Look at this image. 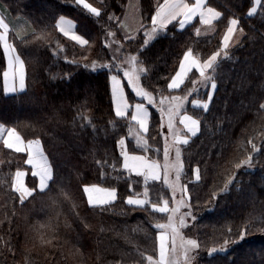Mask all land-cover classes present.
Here are the masks:
<instances>
[{"label": "trees", "instance_id": "16d2710c", "mask_svg": "<svg viewBox=\"0 0 264 264\" xmlns=\"http://www.w3.org/2000/svg\"><path fill=\"white\" fill-rule=\"evenodd\" d=\"M89 1L103 10L98 19L71 0H0V10L11 19L18 18L14 22L16 29L26 27L22 21H26L29 32L31 28L40 29L47 25L53 39L52 47H56V40L65 46L62 52L53 54L47 46L24 44L10 33L9 39L16 43L25 61L29 88L23 95L8 97L2 92L5 58L0 46V123L16 127L25 140L39 137L44 151L50 159L56 158L59 165L56 169L59 175L51 191L42 195L37 193L21 206L16 199L10 198L12 176L20 168L27 170L25 182L29 187L35 186L36 179L29 173L24 153L0 144V220L4 221L0 224V239L9 238V224L5 217L10 216L15 248L12 255L0 244V264H24V249L31 247L25 243L24 233L32 235L31 226L45 222L51 214L50 196L64 201L59 223L61 242L67 241L63 243L64 252L67 253L73 245L81 248L84 264H116L117 261L120 264H144L146 258L143 253L157 256L154 224L165 221L166 214L151 210L150 205L139 208L127 204L128 195L143 191V177L131 173V178H128L126 170L120 167L122 157L116 141L125 136L129 151L161 162L163 130L159 113L150 107L148 150L144 152L136 146L135 139L126 135L127 118L115 116L107 70L93 71L83 67L82 63H71L72 59L80 60L85 54L88 62L111 59L104 44L109 30L116 33L117 40L124 43L126 51L132 52L143 43V34L139 33L137 39L129 43L119 32L117 21L122 17L127 0ZM156 2L139 0V14L150 20ZM208 2L223 13L214 22V31L208 29L197 36L195 24L184 30L170 25L166 35L162 34L141 52V58L149 68L147 76L142 77V83L157 97L184 95L187 89L192 88L191 80L199 76L195 70L189 73L190 79L186 78L180 89L173 91L167 88L183 52L192 47L201 60L207 59L220 48V35L229 18L236 16L239 19V27L244 31L238 43L228 49L230 58L220 59L216 77L218 87L209 109L205 111L194 106L192 100H206L210 85L203 87L198 84V91L190 95L186 104V111L201 120V131L190 139L188 145H181L184 169L180 182L187 185L192 213L197 216L195 226L188 231H192L201 244L202 264H264V111L259 108L264 103V13L258 10L252 16L247 15L250 0ZM109 13H115L112 20H109ZM61 14L77 22L76 31L89 40L90 51L82 49L53 27L55 18ZM65 55L68 60L64 59ZM127 95L132 96L130 92ZM78 112L92 118L95 131L91 125L84 126L87 121L81 120ZM110 120H116V130L109 124ZM249 138L260 146V151L253 154L251 167L233 169L232 165H222L223 158L238 162L246 155V151L239 147L241 144L247 151H252L251 145L247 144ZM218 159L222 166H214ZM96 160L107 161V165H97ZM114 160L115 170L111 167ZM197 165L201 170L199 181L193 172ZM233 170L237 175L228 193L218 194L213 199L212 193L224 186ZM101 172L105 175L102 176ZM83 184L116 187L117 200L109 207L91 208L86 203ZM148 187L152 202L160 203L161 196L170 199L169 188L162 179L150 180ZM61 189L71 199L65 200L60 194ZM72 203L78 205L76 211L82 219L72 214ZM85 224L89 227L86 228ZM242 226L247 233L243 240L231 244L223 253L208 255L207 249L222 244L225 238L236 241ZM44 252L45 249L39 247L33 250L31 258L34 264H63L59 250L54 258H46ZM67 264H74L71 257Z\"/></svg>", "mask_w": 264, "mask_h": 264}, {"label": "snow or ice", "instance_id": "6c2138e0", "mask_svg": "<svg viewBox=\"0 0 264 264\" xmlns=\"http://www.w3.org/2000/svg\"><path fill=\"white\" fill-rule=\"evenodd\" d=\"M67 2V0H62ZM71 3L77 7H82L85 12L95 18H99L102 9L94 6L89 0H71ZM251 6L247 9V15L252 16L259 11L264 13V0H250ZM139 7H137V15L133 17L134 24H129L126 20H119L120 27L124 30V41L131 43L137 39L139 33L143 34V43L134 51H126L123 48L121 41L113 40L116 33L109 30L104 40V44L112 50V57L109 60L92 59L88 62V56L85 54L80 60L72 59V64H83V67L89 68L93 71L98 69L107 70V79L110 86V99L114 107L115 116L120 119L127 118L128 132L127 136L134 137L136 146L141 148L144 152L148 150V129L150 120L149 105L154 106L160 113L161 124L160 128L163 130L165 124V117L167 123V133H162L165 136L163 148V163L159 160L141 155L136 151H129L125 136H120L116 141L119 148V155L123 159L120 167L126 170L128 178H131V173H136L143 177L144 188L141 193H135L126 197V202L130 206L144 208L150 205L151 210L166 214L167 219L163 222L156 221L154 228L156 231V238L158 240V256L148 255L143 253L148 264H192V253L201 247L197 238L193 236H186L185 230L194 227V222L197 221V216L192 213L191 195L188 192L187 185H179L180 198L177 199V186L180 181V176L184 169L182 160L181 145H188L190 139L195 137L201 131V120L196 116L188 114L184 104L188 100L189 95L198 91L197 85L205 87L210 85V90L207 92L206 100L194 99L192 104L200 107L203 110H208L210 102L213 99V94L218 87L217 75L220 68V59L230 58L228 51L229 43L233 39L234 33H243V28L239 27V19L236 16L230 17L227 28L222 37L221 48L212 52L207 59L201 60L193 51L192 47H188L183 52L182 58L179 60V66L175 74L168 80L167 88L170 90L180 89L185 84L186 78H189V73L195 69L199 76L191 80L192 88L187 89L183 96H164L161 95L159 100L153 91H149L148 87L142 83V77H146L149 68L146 66L144 60L141 58V52L149 47L162 34L166 35L170 25L184 30L189 26L194 19L198 18L200 25L205 26V30L212 29L214 31V22L222 17L223 13L216 7L212 6L208 0H157L155 4V11L151 12L150 20L144 15H139ZM109 20L115 17V13H109ZM127 17V13H125ZM173 22H176L174 24ZM65 37L78 43L82 49H90V42L84 35L76 31L77 22L69 17L61 14L55 18L54 26ZM10 25L6 22V17L0 13V46L3 49V57L6 64L2 70L3 87L2 92L5 97L10 95L19 96L28 91L29 84L26 80L25 61L17 49L16 43L9 39ZM195 33L197 36L201 33V28L196 27ZM15 35L24 43H36L42 46L51 48L53 54H59L64 50V45L60 44L58 40L55 41L56 47H52L53 39L51 33L47 31V25L43 28H31L30 32L23 28L17 29ZM29 36L31 39L29 40ZM113 44L116 46L113 48ZM221 49L223 57H221ZM68 60V56H64ZM127 87L135 94V97L141 98L146 103L137 102L134 105L129 103L128 95L125 87ZM158 91H162L158 89ZM261 111H264V103L259 106ZM131 111V116L128 117V112ZM179 121L183 125L187 134H180V130L175 127V121L178 114ZM77 116L81 120H86L87 125H91L95 131L96 126L92 124V118L84 116L83 113L78 112ZM113 130H116V120H110ZM73 126H75V118H73ZM171 136V140L168 137ZM264 138V137H262ZM0 140L8 149H14L17 153H27V164L32 166V176L36 179L34 187H29L24 182L25 173L20 168H17L12 176L9 188L11 190L12 199H16L22 206L30 198H34L37 193L44 194L51 191V186L56 182L58 173L56 171L59 167L56 158L50 159L49 155L41 146L39 137L35 139L25 140L16 127H9L4 123H0ZM247 144L251 145L252 151H247L243 144L239 147L246 151V155L240 158L238 162H233L229 158H223L222 165H232L233 169H240L242 166L251 167L253 154L260 151V146L253 142L252 138L247 140ZM174 151V158L170 159V154ZM218 156L220 154L218 153ZM97 165H107V161L96 160ZM221 160H217L214 166H222ZM111 167L115 170L116 161L114 160ZM195 179H201V170L199 165L193 169ZM170 173H174V178L170 177ZM101 175H105L101 172ZM163 175V182L169 189H171V200L160 197V203H154L150 199L148 182L159 181ZM237 173L235 170L227 177L224 186L218 188L212 193L213 199L218 194H226L229 191L230 185L234 183V178ZM120 177H117L119 179ZM63 183V180L60 181ZM128 187L131 189L132 185ZM84 194H86V203L91 208H104L111 206L112 202L117 200L118 190L116 187L102 188L98 184H83ZM60 194L65 200L71 199L64 189L60 190ZM51 200L50 212L45 222L38 223L31 226L32 235L28 232L24 233L26 244L31 247L24 249V264H34L32 252L36 248L45 249L44 256L56 255V251H60L61 260L63 264H67L69 257L74 261V264H84V253L81 248L73 245V247L64 252V241L59 235V223L62 212V204L64 201L58 197H49ZM7 202V198H6ZM171 203V206H170ZM78 205L72 203V214L77 218L80 213L76 211ZM187 208V211H181L182 208ZM13 214L15 208L13 207ZM190 217V219H189ZM5 219L9 224L7 240L0 239L7 253L14 255L15 248L13 247L11 227L12 219L6 216ZM4 221L0 220V224ZM67 223V222H66ZM247 224V221L245 222ZM85 227L89 225L85 224ZM231 231V230H230ZM19 235V232L16 233ZM245 227H240L239 235L236 241H229L224 239L223 244L216 247H209L207 253L212 256L216 253H223L230 243H237L243 240L246 236ZM39 255V253H37ZM97 259L100 256L97 255ZM116 264H120L119 261ZM136 264V262H133Z\"/></svg>", "mask_w": 264, "mask_h": 264}, {"label": "rangeland", "instance_id": "374dc122", "mask_svg": "<svg viewBox=\"0 0 264 264\" xmlns=\"http://www.w3.org/2000/svg\"><path fill=\"white\" fill-rule=\"evenodd\" d=\"M89 2H90V1H89ZM90 3H92V2H90ZM137 7H139V0H127V4H126L125 7H124L123 14H122V17H121L120 20H126L129 24H134L133 17H134L135 15H137V12H136ZM125 13H127V17L125 16ZM4 15H5V17H6V22L9 23V25H10V31H9V32H11V34H12V33L15 34V32H16L17 29H16L15 26H14V22H16V20H18V18H17V19H11V18L7 15V13H5ZM139 15H140V14H139ZM19 19H20V18H19ZM21 20H23V19H21ZM22 22H24V23L26 24V27L23 26L22 28L25 29L26 31H28V28H27L28 25H27L26 21H22ZM117 22H118V21H117ZM227 24H228V23H227ZM199 27L201 28V33H203L204 31H206V30H205V26L199 25ZM118 28H119V32H120V34H122V36H124L125 32H124V30L120 27L119 23H118ZM226 28H227V26H226ZM226 28L222 31V33H221V35H220V40H222L223 34H224L225 31H226ZM240 36H241V33H239V32L234 33L233 39H232V40L230 41V43H229V48L232 47V46H234L235 44L238 43V41H239V39H240ZM110 39L117 40V36L115 35L114 38H110ZM121 43H122V42H121ZM122 45H123V48H124V46H125L124 43H122ZM105 46H106V45H105ZM115 46H116V45L113 44V48H114ZM1 47H2V46H1ZM106 47H107V46H106ZM220 48H221V46H220ZM229 48H228V49H229ZM107 49H108V51H109V53H110V55H111V57H112V54H113V53H112V50L109 49L108 47H107ZM223 51H224V49H221V56H223ZM5 63H6V60H5ZM193 70H195V69H193ZM195 72L198 73L196 70H195ZM198 74H199V73H198ZM198 84H199V83H198ZM199 86H203V85H200V84H199ZM197 87H198V85H197ZM203 87H205V86H203ZM125 91H126V94H127V92H130V93L132 94L131 97H128V99H129V103H130V104H133V105H134V104L137 103V102H140V103H146V101H144L143 99L138 98V97H135V94H134V93H133V92L127 87V85H126V87H125ZM190 95H191V94H190ZM190 95H189V98H190ZM174 96H179V95H174ZM181 96H183V95H181ZM189 98H188V100H189ZM157 100H159V97H157ZM188 100L185 101V104H184L185 109H186V104H187ZM150 107H151V108H154L156 112L158 111L156 107L151 106V105H149V111H150ZM150 113H151V111H150ZM158 113H159V111H158ZM182 114H183V113H180V114L177 115V117H176V121H175V127H176L178 130H180V134L184 135V134H187V132H186V130L183 128V125H182V124L180 123V121H179V115H182ZM188 114H189V113H188ZM127 115H129V117H130V116H131V111H129ZM159 116H160V113H159ZM160 120H161V119H160ZM167 131H168V129H167V123H166V117H165V124H164V128H163V133H167ZM131 138L134 139V137H131ZM168 139L171 140V136H169ZM164 141H165V136L163 135V148H164ZM141 155H142V154H141ZM171 158H174V151L170 154V159H171ZM122 160H123V159H122ZM161 163H163V158H162ZM24 173H25V171H24ZM25 174H26V173H25ZM170 177L174 178V173H170ZM161 179H162V181H163V175H162ZM24 182H25V176H24ZM25 184H26V182H25ZM179 185H181V182H180V181H179V184H178V186H177V199L180 198V188H179ZM166 186H167V185H166ZM100 187H101V186H100ZM102 188H105V187H102ZM169 192H170V199H169V200H171V189H169ZM170 206H171V203H170ZM181 211H182V212H183V211H187V208H186V207H185V208H182ZM189 219H190V217H189ZM190 228H191V227H190ZM190 228H189V229H190ZM185 235H186V236L190 235V236H193L194 238H196L192 231L189 232L188 230H185ZM228 240H229V239H228ZM229 241H230V240H229ZM231 241H235V240H231ZM231 241H230V242H231ZM222 244H223V243H222ZM222 244H220V245H222ZM231 244H233V243H230L229 246H230ZM218 246H219V245H218ZM229 246H228V248H229ZM212 247H215V246H212ZM228 248H227V249H228ZM227 249H226V250H227ZM200 254H201V253L199 252V249L195 250V252L192 253V257H193L192 264H202V263H201V260H200ZM157 256H158V240H157ZM144 264H148L147 260H145Z\"/></svg>", "mask_w": 264, "mask_h": 264}, {"label": "crops", "instance_id": "0c3cea01", "mask_svg": "<svg viewBox=\"0 0 264 264\" xmlns=\"http://www.w3.org/2000/svg\"><path fill=\"white\" fill-rule=\"evenodd\" d=\"M189 2H192V0H189ZM0 13H3V14H5V12L4 11H1L0 10ZM174 24H176V22H173ZM22 24V23H21ZM192 24H195L196 26L195 27H199V25H200V23H199V20H198V18H196V19H194V21L190 24V25H192ZM23 25V24H22ZM189 25V26H190ZM186 27H188V26H186ZM177 29H179L178 28V26H177ZM58 30V29H57ZM179 30H181V29H179ZM11 32H9V34H10ZM62 34V33H61ZM63 35V34H62ZM68 38V37H67ZM70 39V38H69ZM75 42V41H74ZM221 43H222V40H221ZM78 44V43H77ZM6 64V63H5ZM0 144H2L4 147H6L4 144H3V141L2 140H0ZM7 148V147H6ZM11 150H13V151H15L14 149H11ZM25 155H26V158H25V164L27 165V167H28V170H29V173L32 175V166L31 165H28L26 162H27V159H28V157H27V153H24ZM139 154H142V153H139ZM142 155H144V154H142ZM122 163H123V160H122ZM22 171H25V178H26V175H27V170H24V169H21ZM132 174H136V173H132ZM85 196H86V194H85ZM86 199H87V197H86Z\"/></svg>", "mask_w": 264, "mask_h": 264}]
</instances>
